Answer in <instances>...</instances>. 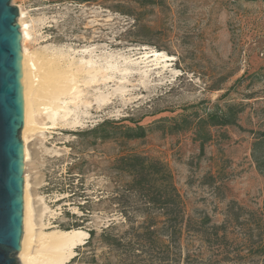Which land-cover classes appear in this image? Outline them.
Masks as SVG:
<instances>
[{"label":"rangeland","instance_id":"obj_1","mask_svg":"<svg viewBox=\"0 0 264 264\" xmlns=\"http://www.w3.org/2000/svg\"><path fill=\"white\" fill-rule=\"evenodd\" d=\"M155 1L143 7L139 0H12L31 26L30 52L93 56L104 64L125 65L127 58L133 69L79 84L80 102L70 104L77 116L54 114L55 126L45 113L39 116L46 129L30 134L31 160L24 164L36 231L44 224L45 233L89 234L66 264H264L258 245L245 238L254 227L248 215L237 223L227 216L233 202L264 216V176L252 157L253 133L264 131V0ZM151 50L171 58L158 67L152 58L147 64L137 60ZM226 104L244 106V130L210 129L203 156L193 131L169 132L180 117L195 121ZM75 119L79 123L71 125ZM107 121L118 126L91 132ZM137 126L148 129L146 138L126 140L123 127ZM132 155L165 164L186 219L199 226L209 217L204 229L226 225L219 241L187 228L175 251L135 238L131 228L143 220L130 223L121 214L130 206L122 202L130 178L114 169L118 159ZM69 179L78 189L63 187ZM110 226L120 245L104 237Z\"/></svg>","mask_w":264,"mask_h":264},{"label":"trees","instance_id":"obj_2","mask_svg":"<svg viewBox=\"0 0 264 264\" xmlns=\"http://www.w3.org/2000/svg\"><path fill=\"white\" fill-rule=\"evenodd\" d=\"M82 3H90L95 0H78ZM143 7L153 6L155 0H139ZM245 112L243 105L226 104L215 106L212 111H208L202 117H197L192 121L186 116L180 117L171 128L170 133L183 131H193L195 140L200 144L201 155L203 156L205 145L212 141L209 132L212 128L236 127L244 130L239 124L240 116ZM264 115V114H263ZM117 125L116 122H104L91 130L94 134L106 132L107 127ZM148 129L143 126L123 127V137L126 140L144 139L148 134ZM255 142L252 149V157L256 164L257 171L264 176V131L255 132ZM114 169L130 178L125 184L122 196L123 204L130 205L128 209L121 212L126 221L130 223L142 222L138 227H132L131 233L134 237L144 243L165 247V249L175 251L180 245L185 228L201 234L202 238L212 235L219 241V231H225L226 225L220 227L205 226L211 224V219L206 217L199 226L191 224L186 219V212L181 196L176 188L174 177L169 168L160 161L153 160L140 155L125 156L118 159ZM69 183L63 185L70 190L78 189L69 179ZM131 199V201H130ZM243 214L248 215V223L254 225L253 228L246 229V241L249 245H258L260 254L264 256V216L256 215L252 212H244V209L233 202L228 209V222L237 223ZM110 226L104 231V237L110 245H120V240L110 234ZM211 230V233L209 232ZM91 239L95 237V231L90 232ZM90 239V240H91ZM170 258V253L163 259ZM172 261L176 262V259Z\"/></svg>","mask_w":264,"mask_h":264},{"label":"bare ground","instance_id":"obj_3","mask_svg":"<svg viewBox=\"0 0 264 264\" xmlns=\"http://www.w3.org/2000/svg\"><path fill=\"white\" fill-rule=\"evenodd\" d=\"M25 19L26 14L20 8L19 23L22 33L25 104L22 137L24 141V160L27 166V163L31 160L28 148L30 134L40 131L41 127H43V130L46 129V124L39 121L40 115L45 113L47 120L52 122V115L56 114L57 116L58 113L62 114V119L73 117V115L77 116L76 108H71L70 104L80 102L76 101L81 99L83 90H81L82 87L79 84L89 86L93 83L104 82L112 78L116 72L128 74L133 69L126 65L131 62V59L127 58H124L125 65H122L123 63L121 64V61L118 62V60L106 61L104 64L94 59L93 56L87 59L83 55L79 59L65 57L64 54L48 55L38 51L30 52L27 46H29L28 42L31 37V26L27 24ZM73 52L75 53V51ZM87 52L88 49L84 50L83 54ZM150 58L153 59L151 63L158 67L161 63L168 62L171 57H168L165 53L151 50L144 56L137 58V60H142L143 63L147 64V60L149 61ZM76 123H79L78 119L72 121L71 125ZM52 124L53 126L56 125L55 122ZM30 186L29 175H25V252L19 258V262L20 264H66L74 257L76 246L82 243L89 234L81 229L67 231L54 229L49 233H45L44 224H41L39 231H36Z\"/></svg>","mask_w":264,"mask_h":264},{"label":"water","instance_id":"obj_4","mask_svg":"<svg viewBox=\"0 0 264 264\" xmlns=\"http://www.w3.org/2000/svg\"><path fill=\"white\" fill-rule=\"evenodd\" d=\"M20 9L0 0V264H20L24 238V87Z\"/></svg>","mask_w":264,"mask_h":264}]
</instances>
